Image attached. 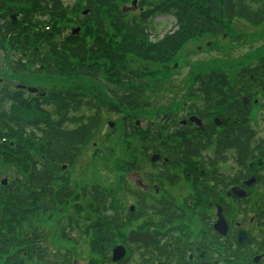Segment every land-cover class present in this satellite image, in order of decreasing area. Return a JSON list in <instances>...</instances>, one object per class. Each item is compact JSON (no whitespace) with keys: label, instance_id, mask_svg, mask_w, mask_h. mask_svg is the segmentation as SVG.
Instances as JSON below:
<instances>
[{"label":"trees","instance_id":"obj_1","mask_svg":"<svg viewBox=\"0 0 264 264\" xmlns=\"http://www.w3.org/2000/svg\"><path fill=\"white\" fill-rule=\"evenodd\" d=\"M203 1L217 23L239 19L251 26L264 24V0ZM18 7L24 8L25 14L22 22L13 23L9 12ZM85 8L87 16H77L73 21L79 30L89 25L96 31L97 38L92 43L82 33L64 37L59 32L58 37H54L50 32L56 28V23L67 17L68 9L61 0H0V14L4 15L0 20V44L8 43L13 51L14 58L9 59V64L16 74L35 75L44 71L54 78L58 74V64H74L79 78L102 89L100 94H85L80 87H74L65 92L53 91L48 96H35L29 92H13L0 85V147L16 157L27 156L30 150L38 152L36 159L31 161L25 181L11 184L9 188L0 186V263L17 264L28 259L47 264H72L70 254L59 253L62 257L52 263L45 260L49 234L34 222L65 208L75 199L76 191L70 184L69 172L76 166L82 150L98 136L105 112L119 116L122 135L135 145V155L137 147L142 146L145 156H150L153 148H163L170 158L169 138L162 135L164 143L158 144L155 130L144 132L131 115V112L154 108L151 96L155 92L149 93L142 76L137 72L127 76L122 73V84L112 87L102 78V68L94 65L100 63L102 51L109 47L104 45L109 37V25L116 27L131 42H139L149 35L155 39L163 35L164 28L161 29V24L156 22L158 17L172 20L175 28L189 24L202 35L223 33L220 26H212L207 18L198 15L196 9L180 1L161 2L155 9L133 16L115 6L109 23L94 0H86ZM19 27L29 30L21 36ZM42 29H48L45 31L52 36L46 47L39 42ZM236 80L235 83L243 87L232 89L235 96L242 97L253 89L264 94V57L254 67L241 70ZM217 83L233 82L226 74H199L190 97L203 101L221 98V91L215 86ZM243 108L239 109V114L247 120L249 110ZM189 110L204 113L195 104ZM150 157L152 161L156 156ZM121 190L118 188L117 193L116 190L106 191L98 185L82 189L81 198L91 208L92 216L89 217L92 224L86 228L85 234H91L100 244L101 251H106L103 260L91 264H130L128 259L113 263L110 251L124 239L129 222L147 212L141 210L131 214L121 206L116 208V195ZM9 211L13 216L7 214ZM63 238L68 239V236L64 234ZM134 251L136 255L139 252ZM150 258L151 261L154 259L153 256Z\"/></svg>","mask_w":264,"mask_h":264},{"label":"rangeland","instance_id":"obj_2","mask_svg":"<svg viewBox=\"0 0 264 264\" xmlns=\"http://www.w3.org/2000/svg\"><path fill=\"white\" fill-rule=\"evenodd\" d=\"M61 1L68 9L67 17L56 23V28L50 32L54 37H58L59 32L64 37H72L75 34L80 36L82 33L92 43L97 38L96 31L89 25L79 30V26L73 21L77 16H87L86 0ZM94 1L100 7L106 23L110 22L115 6L123 9L126 15L133 16L142 11L155 9L161 2L180 1L196 9L198 15L207 18L212 26H220L223 29V33L218 35H202L189 24L175 28L172 20L158 17L156 22L161 24V29L164 28L163 35L156 39L149 35L139 42H131L116 27L109 25V37L104 43L109 47L102 51L103 58L100 63L94 65L102 68V78L108 86H120L122 73L127 76L128 73L137 72L145 80L149 93L155 92V95L151 96L154 104L152 110L131 112V115L138 120L141 129L160 126L165 115L186 113L187 108L184 105L194 102L193 97H190V90L199 74H226L231 82H237L236 75L243 68L254 67L260 58L264 57V24L251 26L239 19L221 20L217 23L203 0ZM23 9L18 7L10 10L9 13L16 16L15 23L22 22L21 18L25 14ZM18 30L21 36H24L29 28L19 27ZM45 30L48 29L40 30L39 42L46 47L51 42L52 36ZM29 33L30 31L27 32ZM7 44H0V81L2 86L9 87L13 92H17L16 85H23L47 96L53 91L65 92L74 87H80L85 94L101 93L102 89L98 85L91 84L76 75L77 66L74 64L69 66L58 64V74L54 78L44 74V71L35 75L16 74L9 64V59L14 58V53ZM251 92V99L256 101L253 122L256 131L264 138L262 109L264 94L255 89ZM118 117L104 113L103 126L98 136L82 150L76 166L70 170L69 179L72 189L76 191L75 199L65 208L58 209L52 215L39 217L34 222L37 227L46 230L49 234L45 244L48 248L45 260L48 262L52 263L61 258L59 253L70 254L72 264H91L93 261L99 263L103 260L106 251H101L100 244H97L91 234H85L86 228L92 222L89 217L92 216L91 208L81 198L83 188L98 185L106 191L116 190V193L120 188L122 190L116 195V208L120 209L121 206L122 209H128L136 205V198L127 194L125 188L139 191L141 176L127 173L124 167L128 163H145L148 159L141 154L139 147L135 155V145H131V141L123 137L122 123ZM37 156V151L30 150L27 156L16 157L0 147V186L9 188L11 184L25 181L30 173L31 161ZM149 204L153 203L149 201ZM7 214L13 216L10 211ZM138 228L139 226L134 225L131 230L137 231ZM64 234L68 239L63 238ZM125 236H129L126 231ZM115 247L117 246L112 247L110 253ZM135 252L127 255L130 264H137L138 256ZM0 264L5 262L2 261ZM17 264L47 263L22 259Z\"/></svg>","mask_w":264,"mask_h":264},{"label":"flooded vegetation","instance_id":"obj_3","mask_svg":"<svg viewBox=\"0 0 264 264\" xmlns=\"http://www.w3.org/2000/svg\"><path fill=\"white\" fill-rule=\"evenodd\" d=\"M215 86L221 98H193L184 105L186 113L165 115L160 126L143 128L155 130L158 144L164 143L162 135L169 138L170 158L163 148H153L149 155L157 161L144 155L148 162L124 167L141 176L142 185L139 191L125 188L136 198L125 210L147 212L125 231L130 235L137 225L135 232L154 239L146 246L125 236L116 245L127 255L139 250L138 264H264V138L253 122L256 101L252 92L234 95L240 83ZM15 88L28 92L23 85ZM193 104L204 113L191 112ZM241 107L249 110L247 120ZM262 109L264 117V102Z\"/></svg>","mask_w":264,"mask_h":264},{"label":"water","instance_id":"obj_4","mask_svg":"<svg viewBox=\"0 0 264 264\" xmlns=\"http://www.w3.org/2000/svg\"><path fill=\"white\" fill-rule=\"evenodd\" d=\"M3 18V15H0V20ZM12 20H13V23L16 22V16H12ZM76 33H78V30L76 31ZM29 91L31 93H36L37 90L36 89H33V88H30ZM159 159V157H154L152 159V162H155ZM129 241L131 243H144L146 246H149L150 243H152L154 241L153 239V236L152 235H149V234H140V233H137V232H131L130 235H129ZM127 255V251H126V248L125 247H116L114 250H113V262L114 263H118L120 261H122Z\"/></svg>","mask_w":264,"mask_h":264}]
</instances>
